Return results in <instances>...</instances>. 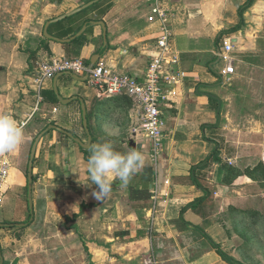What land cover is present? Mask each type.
<instances>
[{
    "label": "crops",
    "instance_id": "0c3cea01",
    "mask_svg": "<svg viewBox=\"0 0 264 264\" xmlns=\"http://www.w3.org/2000/svg\"><path fill=\"white\" fill-rule=\"evenodd\" d=\"M56 1L15 0L19 8L13 24L1 28L0 23V114L11 115L21 126L34 112L22 128L23 142L6 153L10 171L0 208L24 194L25 207L21 204L19 209L30 213L25 191L28 164L41 135L32 166V220L28 224L22 220L20 227L10 215L0 213L3 264H58L25 257L27 249L32 254L39 245L29 238L33 217L35 224L61 220L77 229L72 234L84 231L87 242L81 245L88 250L89 262L64 257L60 264H227L216 248L225 252L229 243L227 231L215 223L214 203L224 204L237 194L242 207L248 191L264 198V180L248 177L245 166L250 154L264 165L263 112L252 116L246 112V103H253L249 105L253 110L264 104V0H159L170 15L169 46L178 56L172 69L179 76L174 84L161 85L167 92L161 105L163 153L157 164L150 159V142L132 133L137 110L130 98L99 97L87 79H74L69 72L44 80L39 90L34 83L37 62L77 58L87 65L103 61L115 73L143 81L160 36L158 23L148 21L154 1L100 0L51 23L48 34L59 41L44 34L46 23L93 0ZM94 22L104 23L106 43L102 27ZM240 24V30L232 32ZM225 38L233 44L234 74L222 82L219 72L224 65L216 53ZM57 76L58 94L62 100L72 99L70 103H61L54 93ZM74 98L85 105L88 132L81 102ZM65 132L84 145L90 137L89 147ZM130 140L134 148L129 147ZM104 142H112L121 154L136 150L144 166L126 186L110 180L108 193L97 200L93 192L99 189L90 179L87 160L92 147ZM215 154L220 163L214 162ZM221 168L239 173L229 176ZM245 214L240 209L238 218Z\"/></svg>",
    "mask_w": 264,
    "mask_h": 264
},
{
    "label": "built area",
    "instance_id": "2783aa9c",
    "mask_svg": "<svg viewBox=\"0 0 264 264\" xmlns=\"http://www.w3.org/2000/svg\"><path fill=\"white\" fill-rule=\"evenodd\" d=\"M155 5L148 17L150 23H158L160 36L156 41L157 52L151 58L145 70L144 80L124 74L115 73L103 61L87 65L81 59H62L37 62L35 65L34 83L39 90L46 79L53 78L58 73L69 72L87 77L88 85L95 90L99 97L126 96L132 100L137 110V122L132 129L134 136L145 137L150 142V159L157 164L163 153V130L165 119L161 105L166 100V90L161 86L174 84L179 76L172 69L178 63L177 53L169 46L171 33L168 29L170 15L160 4L159 0H152ZM233 44L229 38L223 40V47L216 55L223 68L219 72L222 82L229 81L234 74ZM34 112L21 123L24 127L33 117ZM10 171V162L6 153H0V205L6 193L7 179Z\"/></svg>",
    "mask_w": 264,
    "mask_h": 264
},
{
    "label": "rangeland",
    "instance_id": "374dc122",
    "mask_svg": "<svg viewBox=\"0 0 264 264\" xmlns=\"http://www.w3.org/2000/svg\"><path fill=\"white\" fill-rule=\"evenodd\" d=\"M20 5L22 6L23 4L21 3ZM18 6L19 3L17 5V2H15V0H0V23L2 24L1 28L5 26L6 28H9L10 25L13 24L12 20L14 17V10L17 9ZM261 66L264 68V62ZM220 67L221 64H218L217 68L219 69ZM246 105L248 106V109L246 111L247 114H250V116H252L253 113H255L256 115V112H258L257 115H260L259 113L263 112L261 114L262 119V117L264 116V104L262 105L263 107H259L255 110H253L252 106L251 108H249V105H253V103H246ZM240 145V147L242 148H244L245 146L244 144ZM249 150L250 147L246 145V152H248ZM27 156L28 148L24 155L22 165L23 174H25L26 172ZM225 158H227V154L225 155ZM255 159L256 158L254 154H250V156H247L248 161H246L247 163L245 166H247L248 169L251 170L254 167L258 166L259 163ZM249 172H246V174L249 175ZM254 176L257 178L261 176L260 169L255 173ZM262 180L264 179L262 178ZM250 192L252 191L247 192V199L244 200L242 207H239L240 203L237 202L239 201L236 198L237 194L234 193V196H230L224 200V204L214 203V205H216V207L218 208L215 216V223L221 225L227 231L225 232V234L228 237L227 240L229 246L226 247L225 253L234 259V264H264V214H262L264 213V198L262 196L253 197L248 194ZM257 192L259 193L258 189ZM10 201L12 202H10L7 207L0 208V213H2V215H5L6 217L10 215V217L12 218L11 220L13 222H17L16 224H20L19 222H21L22 220V223H25L28 220L27 218L29 217V215H31L28 212L27 208L24 213H22L21 209H19L21 204L25 207V195H15L10 198ZM240 209L245 211V218L243 215L239 216L240 219L238 218V212L240 211ZM253 213H259L260 215H262L258 217ZM30 226L33 227L34 230L30 233L29 238H34L39 245L37 246V251H34L35 249H32V254H29V250L27 249V251L25 252V257L27 258V256L30 255V257H28L29 260L34 261L35 259L41 258L43 260L48 259L56 261L58 264H60L62 260H67L68 258H70L71 260L80 259V261L82 262H89L90 258L88 250L85 251L81 245L82 242L85 244L87 242L84 231L82 229L80 234L78 232H75L76 234H72V229H77L73 227L71 228V226H69L68 224H62L61 220L54 221L53 224L49 225H46L45 223L41 224V222L35 224V217H33V221ZM25 241L26 242H24L23 244L27 243L28 237Z\"/></svg>",
    "mask_w": 264,
    "mask_h": 264
},
{
    "label": "clouds",
    "instance_id": "9594fccd",
    "mask_svg": "<svg viewBox=\"0 0 264 264\" xmlns=\"http://www.w3.org/2000/svg\"><path fill=\"white\" fill-rule=\"evenodd\" d=\"M23 139L24 132L18 122L9 114H0V153L14 151ZM143 166L144 158L136 150L121 154L114 150L112 142L94 145L87 160L90 179L99 189L93 196L100 200L107 194L112 179H118L126 186Z\"/></svg>",
    "mask_w": 264,
    "mask_h": 264
},
{
    "label": "water",
    "instance_id": "95a60500",
    "mask_svg": "<svg viewBox=\"0 0 264 264\" xmlns=\"http://www.w3.org/2000/svg\"><path fill=\"white\" fill-rule=\"evenodd\" d=\"M98 1H100V0H93V1H90V2H88L87 4H85V5L81 6V7H79L78 9L72 11L71 13H69L68 15H66V16H64V17H60V18H58V19H55V20H52V21H48V22L46 23V25H45V28H44V34H45L47 37H49V38L55 39V38H53V37H50L49 34H48V31H47V28H48V26H49L51 23H56V22H58V21H60V20H63L64 18H66V17H68V16H72V15H74V14H76V13H78V12L84 10V9H87V8H89L91 5H93L94 3L98 2ZM93 24H94V25H100V26L102 27V29H103L104 43H106V28H105L104 23H103V22H94ZM87 27H88V26L85 25V26L83 27V29H82V30H81V31H80L75 37L80 36V35L86 30ZM75 37H73L72 39H74ZM55 40L59 41V39H55ZM96 58H99V56H96ZM91 63L93 64L94 61L91 60ZM61 75H63V74H60L59 76H61ZM67 75L71 76V77L74 78V79L81 80V81H85V80L87 79L86 76H85L84 78H80V77H77V76L72 75V74H70V73H67ZM59 76H57V77L54 79V93H55V95L57 96L58 100H59L61 103H64V104L70 103V102L72 101V99H70V100H62V99L60 98L59 94H58L57 87H56V81H57V78H58ZM74 99H78V98H74ZM78 100L81 102V105H82L83 125H84V127H85V130L88 132V128H87V120H86L85 105L83 104V102H82L80 99H78ZM50 128H53V129H57V130H59V129H58L57 127H55V126H51ZM65 133L68 135V137L73 138V136H72L70 133H68V132H65ZM40 137H41V135L35 140V142H34V144H33V146H32L31 153H30L29 164H28V174H27V179H28V206H29V210H30V213H31V218H30V220H32V214H33V202H32V196H31V193H32V166H33V159H34V156H35V150H36L37 144H38V142H39V140H40ZM73 139L75 140L76 143H78L79 145H81V146L84 147V148H88V147H89V144H90V141H91V139H90V137H89V138H88V142H87V144L84 145L79 139H76V138H73ZM129 147H131V148H134V147H135V144H134L133 140H130V141H129ZM0 226H1V225H0ZM17 226H20V227H21V226H23V225H22V224H19V225H17ZM0 254H1V253H0ZM0 264H3V259H2V257H1V259H0Z\"/></svg>",
    "mask_w": 264,
    "mask_h": 264
},
{
    "label": "trees",
    "instance_id": "16d2710c",
    "mask_svg": "<svg viewBox=\"0 0 264 264\" xmlns=\"http://www.w3.org/2000/svg\"><path fill=\"white\" fill-rule=\"evenodd\" d=\"M63 0H57L56 3L57 4H60ZM252 2V0H250ZM106 12V11H105ZM102 16V15H101ZM100 16V17H101ZM242 27V24L236 26L235 28L232 29V32H237L240 30V28ZM214 162H217V163H220L221 160L219 158V155H214ZM260 169V175L258 178L255 177V173L258 172V170ZM250 171V172H249ZM224 172H227L229 173V176H236L239 171L238 170H235V169H231V168H228V170L226 168H221V173L224 174ZM231 172H234V173H231ZM246 172H249L250 174H246L248 177H250L251 179L253 180H256V179H259V180H262V178L264 179V165L263 164H259L258 166L254 167L252 170L251 169H248ZM33 181H34V178H33ZM27 185L25 187V191H26V194H27ZM202 200H198L197 202H201ZM27 206H28V202H27ZM254 215L257 216V213H253ZM31 217V215H29L28 217V220L25 222L26 224H28L29 222V218ZM9 224H14V223H9ZM217 248V251H218V254L221 256L222 260L224 262H226L227 264H234V259L231 258L230 256H228L225 252H223L220 247L216 246Z\"/></svg>",
    "mask_w": 264,
    "mask_h": 264
}]
</instances>
